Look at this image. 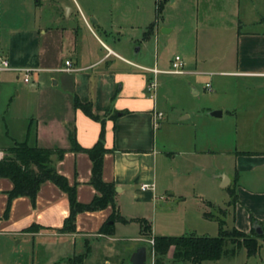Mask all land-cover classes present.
Returning <instances> with one entry per match:
<instances>
[{
    "label": "crops",
    "instance_id": "0c3cea01",
    "mask_svg": "<svg viewBox=\"0 0 264 264\" xmlns=\"http://www.w3.org/2000/svg\"><path fill=\"white\" fill-rule=\"evenodd\" d=\"M13 1L21 8L19 21L5 27L3 43L0 30V52L11 69L38 71L27 83L11 70L0 77V150L26 142L61 151L52 166L87 204L98 194L90 185L92 162L72 150L71 139L90 149L103 129L102 180L115 185L116 209L126 220L102 233L111 224L108 206L77 214L74 233L57 232L69 203L49 181L34 205L16 198L3 218L12 184L0 179V236L29 244L27 264H130L176 204L190 197L208 220L216 221L227 205L232 228L241 232L253 228L251 218L264 223V0ZM175 56L183 74L149 71L168 70ZM66 61L71 71H60ZM185 79L204 83L208 105L177 109L158 100L172 87L188 98ZM76 98L98 119L75 108ZM155 112L162 113L156 127ZM219 190L227 193L222 207L213 203ZM229 191L236 196L232 205ZM142 221L150 225L149 236L142 235ZM33 224L41 229L25 233ZM119 240L137 242L128 257ZM172 256L173 248L165 260Z\"/></svg>",
    "mask_w": 264,
    "mask_h": 264
},
{
    "label": "trees",
    "instance_id": "16d2710c",
    "mask_svg": "<svg viewBox=\"0 0 264 264\" xmlns=\"http://www.w3.org/2000/svg\"><path fill=\"white\" fill-rule=\"evenodd\" d=\"M163 3L157 7V14L160 13ZM152 27L149 28L151 31ZM146 32L145 37L150 35ZM75 108L82 110L92 119H98L92 112L90 104H83L77 98L74 101ZM72 150L75 152L86 153L91 162L90 185L98 193L87 204L78 202L76 198V187L70 186L66 178L58 174L52 166L51 157L57 154L60 159L62 152H55L48 149L30 147L26 142L15 143L6 150L4 157L0 160V179H8L12 184V189L6 192L7 205L3 218H7L11 202L19 197H26L34 205L36 194L42 183L49 181L56 185L67 197L69 203V215L64 220L62 228L57 229L59 233H74L76 215L82 212H94L111 206L113 212L109 218L111 224H105L101 232L111 234L113 224L116 221L126 222L120 216L115 205V185L106 183L102 180V157L106 153L104 148V130L102 129L98 141L90 149L81 148L74 138L71 139ZM231 200L228 205L236 201L233 191H229ZM220 217L215 218L218 223V236H199L194 233L185 234L177 237L156 236L151 238L153 245L151 251L156 264H162L168 251L173 248L174 262H190L191 264H201L205 261H218L223 254L234 256L237 249L243 247L247 255L256 254L259 241L264 243V223L257 222L251 218L252 225H259L262 231L258 235L252 228L249 233H244L236 228L231 230L224 229L225 210H218ZM206 217L212 218L206 214ZM109 223V222H108ZM142 235H150V225L142 221ZM41 228L35 224L24 230L25 233L37 232Z\"/></svg>",
    "mask_w": 264,
    "mask_h": 264
},
{
    "label": "rangeland",
    "instance_id": "374dc122",
    "mask_svg": "<svg viewBox=\"0 0 264 264\" xmlns=\"http://www.w3.org/2000/svg\"><path fill=\"white\" fill-rule=\"evenodd\" d=\"M9 2L10 9L8 8ZM13 3V0H0V30L2 32V43L5 42V27L8 25H14L15 21H19V18L17 16L20 15L21 8H19V6L15 7ZM6 7L7 9H5ZM44 8L46 9L47 6ZM135 49L136 48H133L132 53H134ZM144 54L146 55V49L144 50ZM183 83L186 85L185 94L188 98H186L184 94H180L177 91L178 88L176 89L172 87L170 93L165 90L161 91V93H159L158 100L160 102L165 100L167 105L173 106L177 109H192L194 107H204L208 105L207 98L210 93L207 92V90L203 89V82L193 84L192 82H189L185 79ZM189 83H191L192 85ZM193 90L197 91L198 94H194ZM226 195V191H217V193H215V200L213 201V203L216 206L222 207L223 205H225L222 198H226ZM176 205L177 208H173V217L165 221L164 223H160V226L156 227V235L177 237L184 235L185 233L193 232L197 235H208L210 237L218 236L219 227L217 222L204 218L201 212L202 210L196 207V201H193L191 197L188 198V201L187 203H185V205L181 203H178ZM172 206L174 205L172 204ZM224 210V229L231 230L234 226L232 217L233 211L232 209L228 208L227 205L225 206ZM208 212L217 215V211L215 208L209 209ZM157 225H159V223ZM125 235V237L128 238L133 234L126 233ZM151 241L152 240L146 239L145 243L147 257L146 264H156L153 252L151 251ZM117 243H119L122 250L125 249V257H128L129 250L132 247H135L137 244L136 241L132 240H119ZM258 245V250L254 255H247L246 250L241 247L240 249L236 250L234 256L223 254L218 261H206L202 264H264V243L262 241H259ZM30 259L31 251L30 246L29 244H27V242L18 244L17 240L12 241L11 239H9V241L7 242L5 241L4 237L0 236V264H27ZM33 259L34 261H39L40 255H38L37 257V253L34 252ZM163 262L164 264H191L190 262H174L172 260L165 259L163 260Z\"/></svg>",
    "mask_w": 264,
    "mask_h": 264
},
{
    "label": "built area",
    "instance_id": "2783aa9c",
    "mask_svg": "<svg viewBox=\"0 0 264 264\" xmlns=\"http://www.w3.org/2000/svg\"><path fill=\"white\" fill-rule=\"evenodd\" d=\"M70 63L68 61L65 62V68L60 69V71H64V72H69L71 71V69L69 68ZM184 67V63L182 61V59L179 56H175L172 60L171 66L168 70L166 71H159L156 69L153 70H149L151 72H153L154 74L157 73H165V74H172V75H181L184 73L183 70ZM15 71L18 73H22L23 77H24V82L27 83L29 82L31 76L36 73L38 70L37 69H31V68H15V69H11L9 66V62L7 57H5L1 52H0V77L2 75V73L6 72V71ZM206 87H208V85H206ZM156 88V81H151L148 83L147 85V91L153 95L154 91ZM162 118V113L160 112H155L154 113V126L156 127L158 124V121ZM4 157V153L0 150V160H2V158ZM141 188L143 190H147L150 189L151 187L148 185H142ZM151 245H153V241H151Z\"/></svg>",
    "mask_w": 264,
    "mask_h": 264
},
{
    "label": "water",
    "instance_id": "95a60500",
    "mask_svg": "<svg viewBox=\"0 0 264 264\" xmlns=\"http://www.w3.org/2000/svg\"><path fill=\"white\" fill-rule=\"evenodd\" d=\"M212 116H220V112H212ZM253 229L258 235L262 234L261 228L259 225H253ZM146 248L140 247L138 248L130 258V264H146Z\"/></svg>",
    "mask_w": 264,
    "mask_h": 264
}]
</instances>
